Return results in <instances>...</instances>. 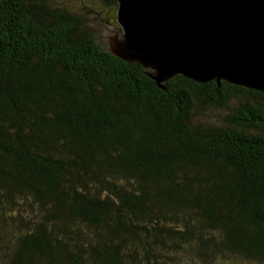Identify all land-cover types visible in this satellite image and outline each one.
<instances>
[{"label":"trees","instance_id":"16d2710c","mask_svg":"<svg viewBox=\"0 0 264 264\" xmlns=\"http://www.w3.org/2000/svg\"><path fill=\"white\" fill-rule=\"evenodd\" d=\"M117 6L0 0V264H264V92L159 87Z\"/></svg>","mask_w":264,"mask_h":264},{"label":"water","instance_id":"95a60500","mask_svg":"<svg viewBox=\"0 0 264 264\" xmlns=\"http://www.w3.org/2000/svg\"><path fill=\"white\" fill-rule=\"evenodd\" d=\"M107 51L159 87L183 76L264 92V0H116Z\"/></svg>","mask_w":264,"mask_h":264},{"label":"rangeland","instance_id":"374dc122","mask_svg":"<svg viewBox=\"0 0 264 264\" xmlns=\"http://www.w3.org/2000/svg\"><path fill=\"white\" fill-rule=\"evenodd\" d=\"M92 16H94L93 13H92Z\"/></svg>","mask_w":264,"mask_h":264}]
</instances>
